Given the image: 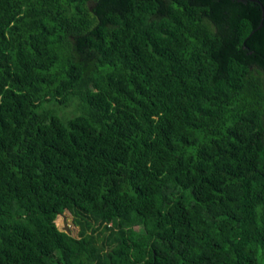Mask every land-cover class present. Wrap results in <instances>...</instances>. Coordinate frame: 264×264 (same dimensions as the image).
Listing matches in <instances>:
<instances>
[{
	"label": "trees",
	"instance_id": "1",
	"mask_svg": "<svg viewBox=\"0 0 264 264\" xmlns=\"http://www.w3.org/2000/svg\"><path fill=\"white\" fill-rule=\"evenodd\" d=\"M0 264H264V0H0Z\"/></svg>",
	"mask_w": 264,
	"mask_h": 264
},
{
	"label": "rangeland",
	"instance_id": "2",
	"mask_svg": "<svg viewBox=\"0 0 264 264\" xmlns=\"http://www.w3.org/2000/svg\"><path fill=\"white\" fill-rule=\"evenodd\" d=\"M54 222L58 228L64 229L66 226L71 234H75L77 227L72 223L68 211L64 210L62 213L57 214Z\"/></svg>",
	"mask_w": 264,
	"mask_h": 264
},
{
	"label": "water",
	"instance_id": "3",
	"mask_svg": "<svg viewBox=\"0 0 264 264\" xmlns=\"http://www.w3.org/2000/svg\"><path fill=\"white\" fill-rule=\"evenodd\" d=\"M263 13V10H262V8H261V14ZM64 230L66 231V232H68V228L65 226V228H64Z\"/></svg>",
	"mask_w": 264,
	"mask_h": 264
}]
</instances>
